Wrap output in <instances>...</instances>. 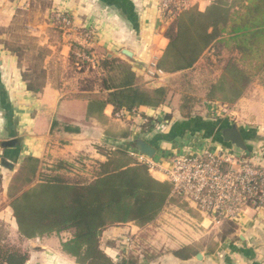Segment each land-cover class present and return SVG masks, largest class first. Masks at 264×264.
Returning <instances> with one entry per match:
<instances>
[{
    "label": "crops",
    "instance_id": "1",
    "mask_svg": "<svg viewBox=\"0 0 264 264\" xmlns=\"http://www.w3.org/2000/svg\"><path fill=\"white\" fill-rule=\"evenodd\" d=\"M25 1L0 0L1 180L9 181L26 157L53 163L87 155L96 162H105V150L101 149L117 148L139 154L136 145L140 141L153 146L156 149L154 160L161 162L171 161L172 155L207 149L239 151L225 143L221 135L222 129L233 124H237L246 142L248 150L245 156L264 168V89L262 94L261 88H254L255 84L238 103L230 107L217 106L215 112L221 118L219 120L227 118L223 124L217 119H203L207 125L183 119L178 112L179 106L170 101L156 109L140 108L134 116L124 118L130 125L121 121L123 118L116 117L120 111L114 113L112 106L106 107L101 121L87 117L89 100L105 97L106 93L97 85L91 91H83L82 88L87 80L103 74L100 61L104 58H116L129 64L135 72L136 85L146 89L169 88L180 75L197 70L198 66L182 73L158 74L157 62L169 44L165 37L169 23L158 10L156 0H29L32 10L23 12L29 13L32 17L29 25L35 26L33 48L48 52L43 62L45 87L40 93L28 91L23 77L26 67L6 47L9 45L6 39L8 29L13 27ZM207 5L199 9L204 10ZM56 14L66 15L71 25L54 38L50 36V28L54 26L46 20L49 22ZM75 44L92 50V72L88 69L80 73L81 68L73 66L71 55ZM18 47H22L21 44ZM125 50L131 53V57L124 54ZM256 105L259 112L253 110ZM170 114L171 119L167 121ZM153 118L166 121L169 127L164 132L141 133L145 120ZM54 123L58 125L53 130ZM67 126L75 131H66ZM123 130L129 132L127 138L117 135ZM14 141L13 147L5 146V143ZM152 177L164 182L159 174ZM1 187L3 189L4 186ZM174 210L181 212L184 222L174 221ZM185 213L190 215L187 221ZM232 223L236 227L235 233L222 240L227 222L209 229V221H205L196 210L172 209L164 216L159 228L150 226V253L154 255L150 264H264L263 214L252 210L251 215ZM15 231L17 240L19 235L17 229ZM143 234L144 229L134 224L112 227L103 233L102 250L117 260L124 254L125 237L135 239ZM54 240H59V243ZM210 241L219 242L213 253L205 247L188 261L176 258L172 253L181 246L193 243L206 245ZM21 250L28 254L26 264H76L62 252L61 239L57 236L24 240Z\"/></svg>",
    "mask_w": 264,
    "mask_h": 264
},
{
    "label": "trees",
    "instance_id": "2",
    "mask_svg": "<svg viewBox=\"0 0 264 264\" xmlns=\"http://www.w3.org/2000/svg\"><path fill=\"white\" fill-rule=\"evenodd\" d=\"M165 37L169 44L156 65L157 70L165 74L201 67L218 47L230 52L221 62L219 76L210 81L201 100L182 97L178 112L183 119L206 124L203 120L206 118L195 116L198 108H205L209 119H221L215 107L238 103L256 80L264 76V0H213L204 10L193 5L172 18ZM6 47L22 61L24 48ZM73 48V66L80 67V73L88 69L92 72L90 63L76 55L84 51L90 56L92 50L78 44ZM38 51L35 65H30L23 75L32 93H40L45 87L43 62L48 52ZM100 69L103 74L87 80L82 88L91 91L97 85L106 93L105 97L89 100V119L103 120L107 106H112L114 113L137 112L142 107L160 108L170 101V88L146 89L136 85L132 67L119 59L104 58ZM167 118L169 121L171 114ZM121 121L128 123L124 118ZM219 121L225 122L224 119ZM58 123H54L53 130ZM163 123L147 119L140 132L145 134L154 129L159 132L157 126ZM163 129L166 131L165 127ZM66 131L75 130L67 126ZM117 135L127 138L129 132L123 130ZM101 150H105V162H96L87 155L53 163L34 157L23 159L6 187L19 238L24 241L57 236L61 239L62 252L76 264H138V260L147 256L150 261L154 257L150 253V226L159 228L172 209L189 212L195 209L183 196L173 193L170 182L154 179L148 166L129 152L106 147ZM126 224H134L146 234L134 239L129 254L114 260L102 250L103 233ZM235 230V225L227 222L222 240ZM218 245L219 242L214 241L206 245L193 243L172 253L188 261L205 247L213 253ZM27 261L28 254L10 244L0 223V264H26Z\"/></svg>",
    "mask_w": 264,
    "mask_h": 264
},
{
    "label": "built area",
    "instance_id": "3",
    "mask_svg": "<svg viewBox=\"0 0 264 264\" xmlns=\"http://www.w3.org/2000/svg\"><path fill=\"white\" fill-rule=\"evenodd\" d=\"M156 1L158 10L169 23L176 14L191 6L197 5L200 8L213 0ZM59 17L65 28L71 25L68 17ZM76 55L94 63V59L84 51ZM157 72L163 74L161 71ZM135 113L122 110L116 117L130 118ZM157 127L158 131L163 129L160 125ZM132 155L148 166L150 174H159L164 181L170 182L173 193L183 196L205 221H209V229L220 227L225 222H239L251 210L264 216V168L240 151L228 148L217 151L207 149L176 155L169 162L148 159L140 153ZM133 242L132 236L125 237L124 254L130 253Z\"/></svg>",
    "mask_w": 264,
    "mask_h": 264
},
{
    "label": "rangeland",
    "instance_id": "4",
    "mask_svg": "<svg viewBox=\"0 0 264 264\" xmlns=\"http://www.w3.org/2000/svg\"><path fill=\"white\" fill-rule=\"evenodd\" d=\"M25 3L23 4L22 9L19 11V14L17 15L16 20L14 21L13 27L8 29L9 32L6 34V39L9 41L8 44L11 46V48L12 47L16 48L20 44L22 48H24L22 50L24 52L22 64H24L23 66L26 67L25 71H27L30 65H35L36 63L35 59L38 57V54L40 52L37 51L35 48H33L34 45L32 42L33 41L32 38H35L34 37L35 26L29 25V22L30 20H32V17L30 18L29 13L23 12L25 9H28L29 11L32 10L31 3L29 2V0H26ZM59 16H66V15L56 14L50 18L49 22L48 20H46V23H50V25L54 26L50 28V33H51L50 36H54V38L57 37L61 31L63 32L66 29H68V28H65V25L61 21L62 18H60ZM59 18L60 20L58 21ZM30 46L31 48H29ZM227 56H230V52H227L225 50H220V48L218 47L216 48L215 53L214 52L210 53V55L208 56L209 57L208 60L204 61L201 67L198 66L196 71L185 73L182 76L180 75L177 78V81H174L173 85L169 87L171 90L170 103L176 106H180L181 99L183 96H190L192 98H195L196 100H201L204 97V93L206 92L209 86L208 84H210V81L215 80L219 76L221 72V68H222L221 62L224 58H227ZM88 74L91 75V73H88ZM254 84H255L254 88L256 90L261 88L260 90L261 92L264 89V76L257 79ZM261 93H258V94H261ZM205 104L207 103L205 102ZM215 106L216 105H214V107ZM215 110H218V108L215 107ZM253 110L255 112H259L258 105H256V108ZM207 115H208L207 110H205V108L203 110L200 108L195 110V116H200V118L208 119ZM221 115L225 116L227 115V113H222ZM223 119H227V118L224 117ZM154 121L157 124L158 123L161 124L164 122L163 120H159V119L158 121L154 119ZM162 126L165 127L166 129L169 127L168 125H166V123H163ZM153 132H155V129L153 130ZM243 153L245 154V152ZM181 154H189V153H181ZM181 154H178V155H181ZM173 157L174 156L172 155V158ZM1 177L2 175H0V223L4 225V231L9 236L10 244L13 245L14 247L21 249L22 241L19 239V237L16 240V237L14 234V232H16L15 231L16 224L12 217V212L9 208L7 191L3 190L4 188L6 189L9 181L5 180L4 182L3 180H1ZM1 181H3V184ZM1 186H4L3 189ZM174 212H175L174 213L175 215H172V217H174V221L175 219H177V221L184 222V220L181 218V214H180L181 212L179 213V211H175V210ZM251 213H252V210L248 214L251 215ZM184 215L186 216L185 221L189 220L188 218L190 217V215L187 213H185ZM180 232L184 233L185 231L181 230ZM144 234H146L145 230H144ZM54 241L59 243V240H54ZM147 258H144V259L141 258V260H138L139 262L137 263L138 264H150V261L147 260ZM131 260L132 259L130 258L129 262H131Z\"/></svg>",
    "mask_w": 264,
    "mask_h": 264
},
{
    "label": "water",
    "instance_id": "5",
    "mask_svg": "<svg viewBox=\"0 0 264 264\" xmlns=\"http://www.w3.org/2000/svg\"><path fill=\"white\" fill-rule=\"evenodd\" d=\"M124 54L128 57H131V53L129 51L125 50ZM221 135L225 143L231 144L240 151L247 152L248 148L246 142L237 124H233L230 128L222 129ZM14 144L15 141L7 142L5 143V146L10 147L13 146ZM136 149L141 155L146 156L148 159H153L156 155V149L153 146L142 141L137 143ZM198 257L200 258L201 255H199Z\"/></svg>",
    "mask_w": 264,
    "mask_h": 264
}]
</instances>
